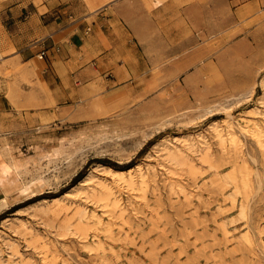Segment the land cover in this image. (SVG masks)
Returning <instances> with one entry per match:
<instances>
[{
	"label": "rangeland",
	"instance_id": "374dc122",
	"mask_svg": "<svg viewBox=\"0 0 264 264\" xmlns=\"http://www.w3.org/2000/svg\"><path fill=\"white\" fill-rule=\"evenodd\" d=\"M6 1L0 264H264V0H176L192 43L115 86L80 44L77 66L54 62L64 94L40 77L59 47L24 36L40 0L13 17Z\"/></svg>",
	"mask_w": 264,
	"mask_h": 264
},
{
	"label": "crops",
	"instance_id": "0c3cea01",
	"mask_svg": "<svg viewBox=\"0 0 264 264\" xmlns=\"http://www.w3.org/2000/svg\"><path fill=\"white\" fill-rule=\"evenodd\" d=\"M32 1L7 0L5 10L13 17ZM63 1L34 2V8L24 21L28 28L24 33L26 39L42 38L39 47H59L57 53H50L40 74L41 80L56 93H66L64 80L72 82L71 77L75 76L70 69L63 70L54 64L56 56L77 66L84 58L82 52L79 57L77 46L86 47L89 59L93 60V74L100 78L110 74L111 85L115 86L122 82L123 76L147 70V61L175 60L176 48H171L172 45L192 43L193 29L186 23L191 16L186 7L176 6V0H152L154 4L150 8L146 0H104L83 10L79 16L66 15L67 5ZM181 4L187 6L186 1ZM175 21L180 22L178 30L171 27ZM177 37L181 40L176 41ZM142 38L156 39V44L163 46V50L145 51L140 48ZM166 46H169L167 50L164 49ZM52 48L56 50L54 46ZM49 50L43 49L46 55Z\"/></svg>",
	"mask_w": 264,
	"mask_h": 264
},
{
	"label": "built area",
	"instance_id": "2783aa9c",
	"mask_svg": "<svg viewBox=\"0 0 264 264\" xmlns=\"http://www.w3.org/2000/svg\"><path fill=\"white\" fill-rule=\"evenodd\" d=\"M45 54L43 50L40 51L39 56L42 57Z\"/></svg>",
	"mask_w": 264,
	"mask_h": 264
},
{
	"label": "bare ground",
	"instance_id": "6f19581e",
	"mask_svg": "<svg viewBox=\"0 0 264 264\" xmlns=\"http://www.w3.org/2000/svg\"><path fill=\"white\" fill-rule=\"evenodd\" d=\"M38 56H39V54H38ZM40 57V56H39ZM116 171H118V172H123V170H119V169H116Z\"/></svg>",
	"mask_w": 264,
	"mask_h": 264
},
{
	"label": "trees",
	"instance_id": "16d2710c",
	"mask_svg": "<svg viewBox=\"0 0 264 264\" xmlns=\"http://www.w3.org/2000/svg\"><path fill=\"white\" fill-rule=\"evenodd\" d=\"M109 163H111L112 165H115L113 162H109Z\"/></svg>",
	"mask_w": 264,
	"mask_h": 264
}]
</instances>
